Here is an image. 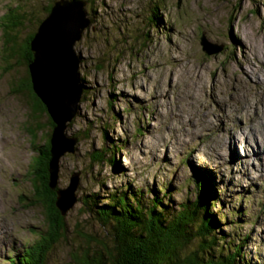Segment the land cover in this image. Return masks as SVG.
Segmentation results:
<instances>
[{"label":"rangeland","instance_id":"obj_1","mask_svg":"<svg viewBox=\"0 0 264 264\" xmlns=\"http://www.w3.org/2000/svg\"><path fill=\"white\" fill-rule=\"evenodd\" d=\"M92 1V23L75 46L87 94L66 131L79 142L60 161L61 189L80 173L78 203L48 264L84 251L82 234L105 241L108 229L82 210L87 197L140 199L147 208L158 195L178 212L198 195L196 175L217 194L212 213L231 246H242L243 263L264 264V147L245 148L251 134L264 141V0ZM50 2L0 0V264L47 228L30 175L51 126L27 93L12 92L26 70L7 54L14 43H5L2 24L11 21L3 18L21 16L8 37L25 40ZM203 37L211 51L223 49L206 53ZM102 150L119 166L94 163Z\"/></svg>","mask_w":264,"mask_h":264},{"label":"trees","instance_id":"obj_2","mask_svg":"<svg viewBox=\"0 0 264 264\" xmlns=\"http://www.w3.org/2000/svg\"><path fill=\"white\" fill-rule=\"evenodd\" d=\"M81 1L90 4L94 2ZM54 4L55 0H51L46 6V17ZM16 15L18 14H12L10 11L3 19H9L11 24H2L6 32L5 43H14L12 52L7 54L14 58L20 57L21 64L26 70V76L19 81L20 89L18 91L12 89V92L27 93L32 99L34 114L39 115L40 112L48 114L47 107L34 92L29 71V65L34 60L32 41L46 17L34 20L32 23L36 29L29 37H25V40L18 41L15 37L12 40L8 37L10 30L20 28L23 24L21 16ZM88 18L90 19L89 16ZM49 120L50 134L44 146H35L40 153L35 159V166L30 175L31 180H34L32 181L34 204L41 205L45 211L47 228L37 235L33 244L21 255L12 258L10 264H48L55 246L64 237L68 238L66 216L71 210L64 215L57 206L58 192L63 190L59 187V181L55 188L51 186L50 163L55 123L50 115ZM35 134L36 131L31 135L34 137ZM120 148H124V145L118 146L116 150ZM107 153V150H102L93 154V162L119 166V162L115 161L113 156L106 157ZM192 182L198 195L194 200L182 204V209L179 208L178 212L171 209L165 203V199H160L158 195L147 208L141 204L140 199L136 201L126 197L116 199L115 196L113 200H109V205H102V202L100 203L102 199L100 200L97 195L87 197L82 204V210L90 216L94 215L95 221L108 229V233L104 237L105 241L94 236L80 235L87 247L84 251H81L83 248H79V252H71L70 262L67 264H246L243 263L242 246H231L234 243H230L218 219L212 213L217 194L212 192L211 185L202 175L194 176ZM116 207L119 208L118 211L115 210Z\"/></svg>","mask_w":264,"mask_h":264},{"label":"water","instance_id":"obj_3","mask_svg":"<svg viewBox=\"0 0 264 264\" xmlns=\"http://www.w3.org/2000/svg\"><path fill=\"white\" fill-rule=\"evenodd\" d=\"M86 6L87 2L81 0H55L32 41L34 60L29 65V71L33 89L55 123L50 163L53 188L59 181L61 159L75 154L79 142L75 137H68L66 131L68 124L78 115L85 91L80 78L82 58L75 46L91 25ZM210 44L206 37L202 38L201 45L208 54L223 49L221 46L218 52L211 51ZM79 185L80 173H75L69 187L58 192L57 206L64 215L78 203L76 193Z\"/></svg>","mask_w":264,"mask_h":264},{"label":"bare ground","instance_id":"obj_4","mask_svg":"<svg viewBox=\"0 0 264 264\" xmlns=\"http://www.w3.org/2000/svg\"><path fill=\"white\" fill-rule=\"evenodd\" d=\"M263 81V80H262ZM251 106V105H250ZM252 132L254 131V130H251ZM264 132V131H263ZM260 133H262V131H260ZM258 136V135H257ZM249 137V136H248ZM248 139H250L251 140V142H249V144H247V146H245V148H246V150H249V147H250V145H251V143H260V145H261V148L262 147H264V141H262L260 138L258 139V138H256V139H258V140H256L255 139V136H254V134H251L250 135V137L248 138ZM264 139V138H263ZM242 142V141H241ZM256 147V146H255ZM263 150V152H264V149H262ZM243 151H244V149H243ZM250 151V150H249ZM260 152V151H259ZM243 154H245V151L243 152ZM263 154V153H262Z\"/></svg>","mask_w":264,"mask_h":264}]
</instances>
